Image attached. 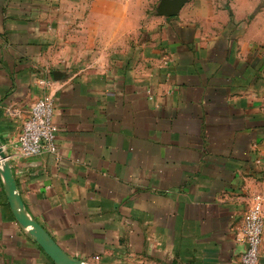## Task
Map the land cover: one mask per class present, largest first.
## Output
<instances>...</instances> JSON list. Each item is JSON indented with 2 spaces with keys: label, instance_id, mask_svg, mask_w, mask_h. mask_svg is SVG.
Segmentation results:
<instances>
[{
  "label": "crops",
  "instance_id": "obj_1",
  "mask_svg": "<svg viewBox=\"0 0 264 264\" xmlns=\"http://www.w3.org/2000/svg\"><path fill=\"white\" fill-rule=\"evenodd\" d=\"M161 1L0 0V264H55L8 173L70 259L242 264L256 196L264 218V0H185L171 18ZM49 94L58 153L25 158Z\"/></svg>",
  "mask_w": 264,
  "mask_h": 264
},
{
  "label": "built area",
  "instance_id": "obj_2",
  "mask_svg": "<svg viewBox=\"0 0 264 264\" xmlns=\"http://www.w3.org/2000/svg\"><path fill=\"white\" fill-rule=\"evenodd\" d=\"M57 133L55 100L52 95H45L32 106L30 116L23 125L17 144L20 155L25 158H34L45 153L56 155ZM263 234V198L256 196L244 216L242 235L245 251L242 264H258Z\"/></svg>",
  "mask_w": 264,
  "mask_h": 264
},
{
  "label": "water",
  "instance_id": "obj_3",
  "mask_svg": "<svg viewBox=\"0 0 264 264\" xmlns=\"http://www.w3.org/2000/svg\"><path fill=\"white\" fill-rule=\"evenodd\" d=\"M185 0H162L158 6L157 12L159 15L166 18L177 16ZM0 154H2L0 150ZM2 159H7L5 154L1 155ZM9 187H11V206L14 210L17 221L25 228L29 229L30 234L35 238L37 244L44 250V252L54 261L55 264H84L68 258L56 244V242L44 231V229L33 220L25 210L20 197L15 193V184L12 175L8 173Z\"/></svg>",
  "mask_w": 264,
  "mask_h": 264
},
{
  "label": "rangeland",
  "instance_id": "obj_4",
  "mask_svg": "<svg viewBox=\"0 0 264 264\" xmlns=\"http://www.w3.org/2000/svg\"><path fill=\"white\" fill-rule=\"evenodd\" d=\"M159 0H146V5L151 4L150 7L153 5V10L156 11V5L158 4ZM153 11V12H154Z\"/></svg>",
  "mask_w": 264,
  "mask_h": 264
}]
</instances>
